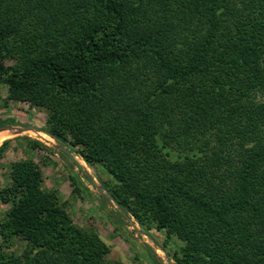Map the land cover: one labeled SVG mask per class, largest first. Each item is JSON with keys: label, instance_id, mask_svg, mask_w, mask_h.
Listing matches in <instances>:
<instances>
[{"label": "trees", "instance_id": "obj_1", "mask_svg": "<svg viewBox=\"0 0 264 264\" xmlns=\"http://www.w3.org/2000/svg\"><path fill=\"white\" fill-rule=\"evenodd\" d=\"M0 82L49 111L59 153L106 168L118 206L182 243L177 264H264V0H0ZM10 176L0 264H124L38 165Z\"/></svg>", "mask_w": 264, "mask_h": 264}, {"label": "rangeland", "instance_id": "obj_2", "mask_svg": "<svg viewBox=\"0 0 264 264\" xmlns=\"http://www.w3.org/2000/svg\"><path fill=\"white\" fill-rule=\"evenodd\" d=\"M159 9L153 7V12ZM16 59L6 62L8 67ZM49 111L28 99L19 100L10 96L9 88L0 82V122L14 119L16 125L2 130L0 142V190L12 186V167L23 161L38 165L43 177V190L59 202L74 224L84 231L98 236L106 245L108 262L124 264H177L173 253L182 243L169 238L166 231L142 227L126 210L118 206L109 189L118 182L103 165H88L74 148H67L70 156L59 153V144L44 133ZM32 126L33 130L24 131ZM28 137L43 146L35 149L25 142ZM10 141L6 146L3 144ZM72 151V152H71ZM177 155V154H174ZM12 208V203L0 201L1 216ZM4 218V216L2 217ZM162 247L170 252L169 258ZM22 249L18 241L15 251Z\"/></svg>", "mask_w": 264, "mask_h": 264}, {"label": "water", "instance_id": "obj_3", "mask_svg": "<svg viewBox=\"0 0 264 264\" xmlns=\"http://www.w3.org/2000/svg\"><path fill=\"white\" fill-rule=\"evenodd\" d=\"M2 129H5V130H10L11 128H2ZM1 130V129H0ZM28 130H33V127L32 126H29L27 128L24 129V131H28ZM56 141V140H55ZM57 142V141H56ZM60 146V145H59ZM61 149H63L61 146H60ZM65 150V149H64ZM67 151V150H66ZM68 152V151H67ZM69 153V152H68Z\"/></svg>", "mask_w": 264, "mask_h": 264}, {"label": "bare ground", "instance_id": "obj_4", "mask_svg": "<svg viewBox=\"0 0 264 264\" xmlns=\"http://www.w3.org/2000/svg\"><path fill=\"white\" fill-rule=\"evenodd\" d=\"M2 130H4V129H1V130H0V142H1L2 138H3Z\"/></svg>", "mask_w": 264, "mask_h": 264}]
</instances>
